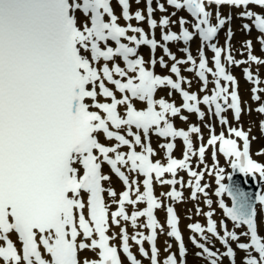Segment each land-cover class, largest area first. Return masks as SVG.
Here are the masks:
<instances>
[{"label": "snow or ice", "instance_id": "6c2138e0", "mask_svg": "<svg viewBox=\"0 0 264 264\" xmlns=\"http://www.w3.org/2000/svg\"><path fill=\"white\" fill-rule=\"evenodd\" d=\"M116 2L121 7L122 18L129 21L126 25L118 22L120 17L114 13L112 0H0V264H122L117 246L110 243L115 238V234H108L110 227L119 226L121 219L131 220L136 227L139 217L147 218L144 227L151 232L147 236L137 233L131 239L140 245L144 240L149 241L151 264H161L155 241L156 230H162V226L154 210L162 207V203L154 195V179L160 184L182 183L175 179L177 171L187 169L192 178L188 181L192 188L191 198L196 199L197 193L207 196L208 185H201L205 173L192 170L189 161L198 155L203 164L206 147L217 144L218 151L229 158L232 169L264 178V164L252 159L249 135L242 128L229 126L227 137L224 131L219 135L212 131L207 145L201 144L194 150L190 133H199L200 128L193 125L188 130L177 129L169 118L177 116L183 108L198 113L202 119L205 112L199 105L203 103L210 109L214 106V114L220 117L221 124H228L222 115L226 109L233 110L239 121L238 93L229 92L221 84V79L232 84L236 81L221 61L225 49L213 42L220 29L231 20L230 15H221L219 6L243 8L239 16L252 21L243 28L250 31L254 27L264 34V12L249 8L254 5L264 9V0H167L176 9H186L195 22L192 24L194 31H190L184 26L187 21L180 18V32L162 31L161 39L165 42L162 45L154 33L150 38L142 27L130 23L133 19L144 21L146 17L142 11L130 13L129 0ZM146 4L147 23L155 29L157 20L152 18V0H146ZM213 4L218 6L216 23H212L213 13L206 7ZM157 6L165 11L163 4ZM169 23L168 16L159 20L161 28ZM129 32L134 34L129 35ZM197 36L201 41L198 63L188 47L181 49L188 53L186 60H177L167 47V42L172 41H183L187 45ZM231 36L229 27L228 41ZM110 42H114V46ZM260 43L264 46V35ZM141 45L150 46L153 52L158 46L162 47L174 61L170 72L177 79L156 74L146 66L144 58L138 55ZM246 46L250 61L264 63L252 54L251 41H247ZM204 47L211 48L214 53V69L209 67ZM227 51V62L245 63L233 58L230 44ZM189 62L193 67L187 71L196 70L205 88L208 84L206 73L214 77L212 94L204 95L202 100L182 87L185 78L178 65ZM156 63L155 59L150 60L151 65ZM159 63L168 67L163 57ZM244 72L253 80L249 69L245 68ZM253 82L259 83L258 80ZM161 86L179 92L183 97L182 105L178 107L164 98H156ZM252 91V98L259 100L256 93L264 89L253 88ZM136 103L145 106L138 108ZM256 110L264 113V105ZM260 127L264 131V121L260 122ZM151 132L173 140L183 138V158L172 157L175 144L168 142L161 145L167 151V163L154 161V149L146 142ZM101 136L115 143L106 144ZM237 138L242 140V148ZM123 146L127 147L126 152L120 150ZM212 159L216 163L210 174L215 176L218 185L215 194L221 196L226 192L232 197L230 207L223 199L219 200V207L234 223V229L244 226L245 231L239 234L230 231L222 220L221 236L212 218L214 210L208 211L204 213L206 229L199 223L188 227L201 235L205 230L212 233L225 251H214L193 237V243L202 250L197 255L206 257L208 264H222L224 257L230 264H236L231 240L245 253L241 264H264V236L260 234L255 202L238 188L222 182L225 170L218 164L215 148ZM105 163L122 181L124 191L117 193L104 187V182L111 179L102 171ZM125 168L143 177V191L141 182L130 180L122 170ZM165 173L171 174L172 179H163ZM106 191L117 205L115 211H110L105 202ZM162 195L182 199V193L174 187ZM256 201L264 206V194H258ZM206 202L212 204L211 199ZM139 203H146V207L131 214L126 211V205ZM166 211L170 228L167 234L179 242V264H185L186 248L178 228V217L173 207L168 206ZM119 235L127 259L131 264H141L130 250L127 230L122 227ZM241 236L246 242H239ZM170 248L168 245L165 251ZM84 251H91L94 258L82 257L80 253ZM139 251L146 257L149 255L143 246ZM162 264H178L176 255L168 254Z\"/></svg>", "mask_w": 264, "mask_h": 264}, {"label": "bare ground", "instance_id": "6f19581e", "mask_svg": "<svg viewBox=\"0 0 264 264\" xmlns=\"http://www.w3.org/2000/svg\"><path fill=\"white\" fill-rule=\"evenodd\" d=\"M165 11H161V10H156V12L158 14H169L170 11H166L167 8L165 7ZM251 8L253 11H258V12H264V9L260 10L259 7L257 6H252ZM140 10L142 11V13L146 16V9L144 10L143 4L141 3H137L135 0H132V11L133 13H135V11ZM228 10H231L233 13V17L231 19V23L233 25V33H234V40L233 43L236 44L237 41L239 39H245L247 37H250L249 35H247L243 30L240 29L239 24L241 23V19L239 18V16H237V12L239 14V8H235L229 5H226L223 8L224 14L228 15ZM175 15H173L170 18V23L171 25H173L174 21L179 18L180 16H182V11L181 10H176L174 11ZM134 22H139L140 26H145L146 25V20L144 21H136L134 19ZM173 26H177L176 24H174ZM225 36V35H224ZM193 43L195 44H199L198 42V38H196ZM181 44L179 42H175L173 44V48L176 49L177 46H180ZM144 49L145 46L140 47V52L141 54H144ZM246 54L248 55L249 53V49L245 48ZM251 52L254 54H260L261 57L263 58L264 61V52H259L258 50V45L257 43H254ZM172 62V61H169ZM252 68L254 69V71L259 74L260 76H264V63H257L255 61H250L248 62ZM184 82L183 85L185 86V88L187 89H193L195 87V85H199L200 83H198L197 78L191 74V73H185L184 75ZM242 88L244 90V101L246 103V105H250L253 107V105L256 103V100L252 99L250 97V93L247 91V84L242 85ZM167 90H164L162 88H159V94L162 95L163 93H167ZM174 97H177L178 95L174 93L173 95ZM261 98L262 100L264 99V92L261 93ZM264 113H260L254 109H252L251 113L247 114V113H243L240 120H239V124L244 125L251 133L250 138L253 141V150L257 151L260 148H264V135L261 133L260 131V124L259 121L261 119V116ZM178 122V126L180 127V129H184V130H188L191 126H196L197 123H201V132L204 133V135L208 134V129L210 126V122L208 120V118L205 116L201 121H197L195 118L194 114H189L186 121H177ZM197 135H199V133H190V138L193 142V149L195 150V144H196V140H197ZM153 147H154V153L157 157L162 158L164 157V153H162L161 149H159V144L162 142L161 139L159 138H153ZM175 152L178 154H183V152H181V150L179 148L175 149ZM190 165H192L193 167H195V169L197 171H203L205 165L198 163L196 161V156H192L191 160L189 161ZM222 165L224 166V170H225V179L222 181L223 183L226 184L229 172H230V165L228 163H222ZM105 174L109 175L111 177V179L109 181H105L104 184L106 186H112V188H115V191H117V189L120 187V189L122 188L121 186L123 185V183L121 181L116 180L115 178H113V176L109 173V172H105ZM180 176H185V179H191L190 176L185 174V170L184 169H178L177 171V175L175 177V179H177ZM172 177V176H171ZM202 182L206 183L208 185V187L205 189V191L207 192V196H205L203 193H197V198L196 199H192L191 198V191L192 188H184L182 187V184H178V188L180 190H182V199L176 200L173 198L168 197L167 195H162L164 193L167 192L168 187L167 185H161L158 186V191L160 194V198L163 201H171L170 203L172 204H176L178 210L181 213L182 216V225H186L190 220L194 221L195 219L200 218L202 220V224L201 226L203 227L205 224V218L202 215V212L199 211L197 212L195 209L197 206H200L201 208L205 209V210H212L213 208L216 209V212L213 214V217L215 219V221L217 222V227H219V223L222 219H227V223H228V229L232 230L234 229V223L228 219L223 211H221V208L219 207V200L223 199L225 204L226 202H230V200L227 198L226 194L222 195L221 198H219L218 196L214 195L213 192H216V189L218 188V185L215 182V177L210 176V175H206L204 174ZM264 186V183H263ZM107 198L109 200H112V198L107 194ZM218 198V199H217ZM211 199L213 201V203L211 205L207 204V200ZM166 204V203H165ZM227 205V204H226ZM261 205H258L257 209L260 212L261 210ZM164 209H165V205H164ZM160 225L162 226V230L161 228H159L160 232L158 231L157 234V240H158V244L160 245V253H161V264L163 259L168 255V254H172V253H177V249H178V244H177V240L175 239V237H169L168 236V228L164 226V218H165V214L163 213V208L160 207ZM165 212V211H164ZM187 214H191V217L188 218L186 215ZM139 224L138 225L139 228L135 229L132 225L131 220L129 221H124L121 219V223L119 226L116 225H112L111 226V231L112 234H115V238L113 239V243L121 246L122 245V240L121 237L119 235L120 233V229L123 227L127 230L128 236H129V241L128 243L132 245V247H134V249H136V251H139L140 247L143 246V248L145 249V251L147 250L146 244H147V240H144L142 245L137 244L136 242L132 241L130 239V235L131 234H135L138 232L139 229L142 228L143 225V218H139L137 219ZM234 230L237 231H245V227L241 226L240 228H235ZM192 232V231H189ZM220 233H223V231L221 230ZM168 245H171V248L168 249V251L166 252L165 249L168 248ZM195 249L194 247H191L188 245L187 243V255H188V261L190 264H208L207 261L200 256H197L195 254ZM140 252V251H139ZM83 254L85 256H89L92 257L93 253L91 251H84ZM140 254H142L140 252ZM243 257V253L240 252L237 256L236 259V264H241V258Z\"/></svg>", "mask_w": 264, "mask_h": 264}, {"label": "water", "instance_id": "95a60500", "mask_svg": "<svg viewBox=\"0 0 264 264\" xmlns=\"http://www.w3.org/2000/svg\"><path fill=\"white\" fill-rule=\"evenodd\" d=\"M236 172H239L238 170ZM258 195V190L255 191V198Z\"/></svg>", "mask_w": 264, "mask_h": 264}]
</instances>
